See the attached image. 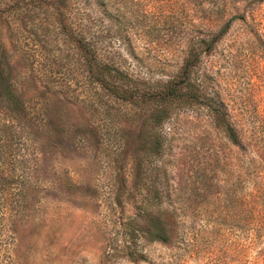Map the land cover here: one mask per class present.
<instances>
[{"label":"rangeland","instance_id":"1","mask_svg":"<svg viewBox=\"0 0 264 264\" xmlns=\"http://www.w3.org/2000/svg\"><path fill=\"white\" fill-rule=\"evenodd\" d=\"M202 2L224 6V17L240 15L196 73L224 105L239 147L204 108L173 107L161 129H152L140 106L88 83L53 8L64 5L65 24L78 23L75 8L92 0H0L7 72L40 125L30 132L32 144L20 147L25 164L17 172L30 188L18 199L21 212L8 226L13 242L0 247V264H134L125 256L131 233L150 220L166 222L168 211L176 216V245L136 239L148 257L139 264H264V231L253 232L264 229L256 218L264 214V0ZM107 3L172 8L177 20L185 4H195ZM203 14L192 13V23L214 29L217 16ZM100 17L110 29L100 44L103 59L145 85L175 73L183 56L179 31L149 33L144 20Z\"/></svg>","mask_w":264,"mask_h":264},{"label":"trees","instance_id":"2","mask_svg":"<svg viewBox=\"0 0 264 264\" xmlns=\"http://www.w3.org/2000/svg\"><path fill=\"white\" fill-rule=\"evenodd\" d=\"M92 1L93 5L84 3L75 8V15L79 14L80 22L74 21L67 25L65 18L67 19L69 14L63 11L66 9L64 5H56L53 8L56 10L59 31L66 34L73 43V47L79 52L88 83L115 101L129 104L137 109L140 106L149 113L152 129H161L169 115L168 111L173 107L204 108L209 113L214 126L225 134L232 145L238 147L242 145L224 105L210 98L196 77L201 56L212 49L229 30L233 18H237L239 14L229 18L224 17L226 15L224 6H216L215 3L204 5L203 0H192L195 4H185L179 11L180 20H177L173 17L172 8L157 7L158 12H156L155 7H142L138 4H134L135 9H128L123 6L108 5L109 0ZM67 10L70 12L71 7ZM194 12L202 16L203 13L216 15L218 18L216 27L209 29L204 23H192L191 17ZM100 16L110 23H117L121 19L129 22L131 19L140 22L144 20L147 22L145 28L149 33L159 32L161 26L172 32L179 31L182 37L183 56L175 73L165 80L145 85L141 84L142 79L134 77L114 63L103 59L100 44H103L104 32L108 34L110 29H102L101 24L105 21L101 20ZM204 27H206V33L204 36L199 35ZM118 32L119 30L113 31L109 35H112L111 38H116ZM37 122V117L30 113L24 101L14 91V84L7 72L6 56L0 48V247L13 242L12 231L8 229V226L16 222L18 217L16 215L21 212L20 205H22L18 199H23V195L30 188L21 175L22 172H17L18 168L21 170L25 164L24 157L21 158L19 151L22 145L32 144L30 132L32 128L40 126ZM155 144L156 149L158 147L160 149L161 144L157 142ZM164 216L166 222L155 223L150 220L148 227H141L131 233V239L127 245L129 247L125 254L130 262L134 264L148 262L145 251L138 248L137 243L140 241L137 242L136 239L158 243L165 247L176 245L178 239L176 216L170 211ZM259 217L264 225V214L256 218ZM259 231L264 229L253 232Z\"/></svg>","mask_w":264,"mask_h":264}]
</instances>
